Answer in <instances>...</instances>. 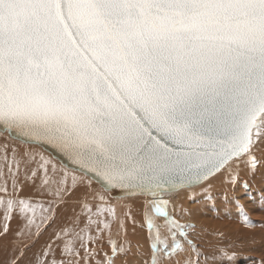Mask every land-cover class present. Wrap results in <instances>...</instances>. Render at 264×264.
Listing matches in <instances>:
<instances>
[{
  "label": "snow or ice",
  "instance_id": "6c2138e0",
  "mask_svg": "<svg viewBox=\"0 0 264 264\" xmlns=\"http://www.w3.org/2000/svg\"><path fill=\"white\" fill-rule=\"evenodd\" d=\"M0 135L52 146L105 193L150 198L151 264H207L164 194L217 174L235 191L241 167H264V0H0ZM2 147V234L15 213L36 223L25 182L60 202L82 183L43 155ZM92 199L84 227L76 216L38 264H131L115 207ZM154 216L168 225L163 239Z\"/></svg>",
  "mask_w": 264,
  "mask_h": 264
},
{
  "label": "bare ground",
  "instance_id": "6f19581e",
  "mask_svg": "<svg viewBox=\"0 0 264 264\" xmlns=\"http://www.w3.org/2000/svg\"><path fill=\"white\" fill-rule=\"evenodd\" d=\"M1 142L3 140L0 139V154L3 152ZM12 146L13 144L9 143V148ZM29 151L43 155L45 158L49 157L46 153L44 155L40 151ZM257 155L259 156L260 154L257 153ZM30 167H36V164L30 165ZM0 168H3L2 164H0ZM57 168L59 169L58 165ZM235 174L238 180L235 191L232 190L233 186L227 183V177L217 174L216 177L204 183L198 193H190V191H185L184 189L179 194H164V199L170 200L168 205L169 214L178 219L182 225L192 226L187 228L188 236H190L191 240L193 237L192 234L205 238V240L210 238L208 239L209 246L200 248L201 252L209 257L207 264H219V257L216 260L211 259L217 253L218 249H224L235 254L232 264H238L240 261L243 264L264 263V204L263 206H258V204L254 205L255 201L261 197L264 198V167L258 166L255 174L250 173L246 167H241ZM69 176L71 175L69 174ZM21 179H23V176H21ZM244 182H247L248 190L244 189ZM208 184L211 187H207ZM205 188H207L206 192L203 191ZM29 189L33 194L41 192L37 184L31 185L25 182L23 189L20 190V196L25 198L30 197L26 195ZM80 189L89 191L88 188L81 187ZM254 193L257 196L255 200L252 199ZM70 195L76 196L77 193L72 192ZM225 196H227V199H225ZM233 197H235V200ZM30 198L33 200L32 197ZM140 198H142V209L145 211V202L150 198ZM236 201L242 206L243 211L247 214L251 224L254 226L245 225L241 215V209L237 206ZM116 210L117 222L124 223L126 228L127 225L123 208L118 206ZM72 211L73 208L70 206L61 207V213L58 211V222L64 226L65 223L72 221V217L70 216ZM151 211L152 209L148 208L149 215ZM259 211L260 213H258ZM154 220L156 227L161 231V238L163 239L167 235L165 229H167L168 225L161 218L154 217ZM210 222H213V224L208 225ZM115 229L116 224H114ZM125 235L127 240L131 241L133 251L143 248L142 254L148 256L151 260L150 233L147 228H144L143 233L138 231L137 236L134 234V237H129L127 233L125 234L121 230L117 239L121 237L122 241L125 239ZM188 236L187 239H189ZM184 239V237L177 236V240L181 243L184 242ZM196 240H193V242L198 245ZM44 242L47 244V241ZM241 254H247V256L242 257ZM158 259H160L159 254ZM164 259L167 258L164 257ZM201 264H205L203 259L201 260Z\"/></svg>",
  "mask_w": 264,
  "mask_h": 264
},
{
  "label": "rangeland",
  "instance_id": "374dc122",
  "mask_svg": "<svg viewBox=\"0 0 264 264\" xmlns=\"http://www.w3.org/2000/svg\"><path fill=\"white\" fill-rule=\"evenodd\" d=\"M0 139L3 140V142H1L2 145L7 144L9 146V143H12L13 144L12 147H15L17 151L20 153H23L24 150L29 149V150L40 151V153H44L45 155V152H43L38 147L25 146L20 143H15L6 139L1 135H0ZM12 147H10V149ZM50 159L58 165L60 171L66 170L71 176L76 175L78 180L82 181V183H80L72 191V192H76L77 195L71 196L70 194H67L64 196L63 202H60L53 200V198L48 196L46 193L41 194V192H38L36 194H33L29 189L26 195L32 197L33 198L32 202H34V204L36 205V211H35L36 223L30 226V229L26 227V223L23 224V229L17 238L13 233V237L15 241L12 242L10 245L4 247L5 250L2 249L0 250V264H12L13 260H16V264H38V261L43 260L45 258L44 256L41 255V253L47 249V246L49 244L55 245L56 243H58L56 239L57 234L60 233L62 229L72 228L73 221L76 218V216H79L80 218L79 227H84V225L87 223V216L82 210V202L85 199V195H87L88 201L94 206V210H95V205L100 203V201L92 199L93 195L96 193L103 194L106 200L110 199L111 206H114L115 209H117L118 206L122 207L124 210V217L127 225L126 233L128 234L129 237H134V234L137 236L138 231H140V233H143L144 228L145 229L147 228V225L143 219L144 209H142V198L138 197V198H132L130 200H126V199L113 200L108 193H105L102 188H100L95 182H93L89 178L85 177L82 174L67 170L63 168L60 164H58L55 160H53L51 157ZM37 185H39V181H37ZM203 185L204 183L195 188L185 189V191H190V193H198L202 189ZM81 187L88 188L89 191L82 190L80 189ZM256 197L257 196H255L254 193L252 199L255 200ZM50 201L52 202L51 208L49 205ZM255 204H258V206H263L264 198L261 197L260 199L255 201L254 205ZM41 206H43V208H41ZM60 206L61 207L70 206L73 208V211L70 214V216L72 217V221L65 223L66 226L65 225L63 226L61 223L58 222L59 220L58 211L61 213ZM43 209H48V210L44 211ZM258 213H260V211ZM30 214L31 213H29V215ZM150 215H153L152 211ZM18 218H20L19 214L13 220H17ZM21 218L23 217L21 216ZM212 224L213 222H210L208 225H212ZM113 230H114V225H113ZM195 234H199V233H195ZM192 236H193L192 240H196L197 238L196 242L198 243V246L200 245V248L204 246L205 247L209 246L208 239L210 238L205 240V238L198 237V235L192 234ZM188 237L190 239V236ZM24 241H28V242H24ZM44 241H47V244ZM17 242H21L20 246H22L24 242V244L27 245L26 249L20 251L18 250L17 246H14L13 248L6 250L7 248H9L10 246H12L14 243ZM120 242H121V237L120 239H117V243L119 244ZM17 250L19 251L18 254L12 256L11 254H14V252H16ZM106 250H107V246L105 245V251ZM142 251L143 248L133 251L134 255L130 256L129 258L131 264H151L150 258L142 254ZM22 252L23 255L21 256ZM137 252L139 253V255H136ZM7 255L8 257L6 258V260H3V257H6ZM241 255L242 257L247 256V254H241ZM238 264H243V263H241L240 261L238 262Z\"/></svg>",
  "mask_w": 264,
  "mask_h": 264
},
{
  "label": "water",
  "instance_id": "95a60500",
  "mask_svg": "<svg viewBox=\"0 0 264 264\" xmlns=\"http://www.w3.org/2000/svg\"><path fill=\"white\" fill-rule=\"evenodd\" d=\"M1 136L5 137L6 139H8V140H10L12 142L19 143V142L11 139L10 137H8L6 135H1ZM25 146L38 147L43 152L48 154L58 164H60L63 168L84 175L85 177H87L90 180H92L93 182H95L100 188H102L104 190L103 185H102L101 181L98 178H96L95 176H93L91 174H83V173H81V171H80V169L78 167H76L74 164H72L71 161L67 160L66 157H64L57 149L53 148L52 146H50V145L49 146L25 145ZM200 185H198V186H200ZM198 186H196V187H198ZM108 194L113 200H122V199L130 200L127 196L122 195L119 190H116L114 192H109Z\"/></svg>",
  "mask_w": 264,
  "mask_h": 264
},
{
  "label": "crops",
  "instance_id": "0c3cea01",
  "mask_svg": "<svg viewBox=\"0 0 264 264\" xmlns=\"http://www.w3.org/2000/svg\"><path fill=\"white\" fill-rule=\"evenodd\" d=\"M17 215H18V213L13 214L11 219H9L7 221L9 231L7 234H2L3 233V227L5 224V217H4V211L2 210V208H0V242H1L0 250L1 249L5 250L4 247L10 245L12 242L15 241V239L13 237V233H14L15 237L17 238L23 229V224L26 223V220L24 218H21V216L17 220H13ZM35 221H36V219H35ZM28 241H29V239H28ZM28 241H24V242H28ZM24 242H23L22 246H20L21 242L14 243L12 246L7 248L6 250H9V249L13 248L14 246H17L18 250H20V251L25 250L27 245H25ZM18 250L16 252H14V254H11V255L13 256V255L18 254V252H19ZM7 257H8V255L6 257H3V260H6Z\"/></svg>",
  "mask_w": 264,
  "mask_h": 264
}]
</instances>
